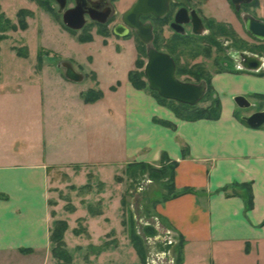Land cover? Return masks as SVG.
<instances>
[{
  "label": "crops",
  "instance_id": "obj_1",
  "mask_svg": "<svg viewBox=\"0 0 264 264\" xmlns=\"http://www.w3.org/2000/svg\"><path fill=\"white\" fill-rule=\"evenodd\" d=\"M263 1L258 0V4H264ZM204 9L210 18L231 17L223 0H209ZM260 17L264 19L263 15ZM56 70L59 74L50 77L53 81L48 83L49 88L36 89L37 98L32 107L20 108L24 118L28 112L33 121L37 120V130L31 135L40 138L45 149L42 153L31 152L32 156L28 149L13 150L16 143L13 137L9 138L8 147L0 146V254L26 255L21 250L29 249L32 255L41 253L44 264L54 260L51 169L71 173L77 166L82 170L95 167L105 182L101 171L121 160L127 166L156 165L166 154L171 162L177 163L175 189L190 190L167 201L160 198L155 205V212L167 224L170 236L158 234L154 239L163 240L164 245L168 243L171 262L264 264V126L250 127L243 120L248 114H240V107L234 101L239 95L248 100L264 96V76L230 70L215 73L212 84L222 104L220 118L186 121L161 105L148 90L136 89L129 82V72L117 87L109 86L110 90L116 88V92L123 89L124 97L114 98L105 108L103 99L85 101V94L90 90L108 95L100 87L95 68L91 72L96 76V88L87 91L78 88L80 82L69 80L62 66ZM34 73L48 74L49 71L42 67ZM229 88L231 100L225 96ZM6 137H0V144L6 142ZM48 145H53L50 152ZM81 175L75 177L80 179ZM248 184L253 194L252 207H249ZM116 202L119 206V198ZM103 216L88 221L91 240L84 248L100 247L102 236L107 234L99 225V218ZM97 222L98 236L92 227ZM69 229L70 225L65 236ZM181 241L182 259L178 263L176 247ZM111 246H116V242ZM122 246L121 242L114 251H102L93 259L142 264L133 248L127 249L130 260L126 261L120 251ZM161 256L167 254L161 252ZM121 258L125 260L122 263Z\"/></svg>",
  "mask_w": 264,
  "mask_h": 264
},
{
  "label": "rangeland",
  "instance_id": "obj_2",
  "mask_svg": "<svg viewBox=\"0 0 264 264\" xmlns=\"http://www.w3.org/2000/svg\"><path fill=\"white\" fill-rule=\"evenodd\" d=\"M135 1L113 0L112 5L116 14L112 22L104 27L91 22L83 29L74 31L64 25L62 15L58 13L59 7L54 0H0L2 11L14 22H17V13L22 9L33 14L26 18L28 23L26 30L9 31L7 38L0 42V137L4 139V136L8 135L6 142L0 144L2 148H5V145L8 147V140L13 137L16 138L13 150L16 147L28 149L30 151L28 154L32 156L31 152L42 153L41 151L45 149L41 144L42 140L31 135L37 130V120L33 121L28 112L25 113L27 115L24 118L20 108L27 110V105L29 108L32 107L37 98L36 89L41 91L43 88H49L48 83L53 81L51 78L58 73L56 68L62 62H70L77 71L83 73L84 80L77 84L83 91L96 88L94 86V81H97L96 76L91 70L93 68L97 70L100 87L104 88L108 94L101 98L105 108L112 104L114 98L124 97L123 89L121 92L119 90L116 92V88L113 87L114 89L110 90L109 86L115 84L117 87L124 82L128 72H137L135 76L141 77L149 89L144 74L147 46L135 32L127 36H117L113 32L114 26L122 23V14ZM256 5L259 7V12L255 7L256 14L264 16V4ZM236 29L240 32L237 25ZM156 33L157 42L154 40L153 45L159 46L160 50L168 51L174 56L179 80L198 83L201 79H197L190 71L205 73L213 80L215 73L227 70L220 65V61L228 57L225 55L230 50V46H223L224 50L221 47L213 48L206 44V38H199L198 41L182 44L177 48L174 45L171 50L162 45L160 29ZM81 38H90L91 41H79ZM247 42L250 45L255 44L248 37ZM248 48L250 49V46ZM42 67H46L49 73H34ZM231 89L225 92V96L230 100ZM215 96V91L210 89L196 108L204 110L211 107ZM258 100L257 97L249 98L252 108L249 110L240 108L238 109L240 114L257 109ZM168 104L179 108L176 101L168 102ZM261 105L264 106V100ZM104 124L103 133L106 142L108 131L106 122ZM23 135H26V138ZM53 145L47 146L49 152L52 151ZM171 169L172 163L168 160H160L156 165L133 163L129 166L121 160L101 171L105 182L101 181L99 170L95 167L89 166L82 170L77 166L71 173L51 169L49 177L53 197L50 204L54 221L65 222L68 228L70 225L64 238L67 243V252L71 257V261L67 264H116L115 260L110 258L104 262L93 259L98 254H94L91 250V247H95L94 245L84 248L87 241L91 240L88 221L90 218H95L90 215L89 207L94 211H102V215L104 214L102 218H99L101 231L107 232L102 236L100 243V246L107 245L104 251H114V248L122 242L121 254L126 256V261H129L127 249H134L131 244L133 232L142 239L146 250V264H173L168 255L170 251L168 243L164 245L163 240L154 239L158 234L165 238L170 236L167 232L169 230L167 224L155 212V205L158 199L169 195ZM80 175V179L75 177ZM80 181L85 182L81 184ZM118 198L119 206L116 202ZM92 227L94 234L98 236L97 230L100 228L98 222L92 224ZM76 229H81L83 233L75 234ZM113 242H116L114 247L111 246ZM160 249L167 256H161ZM123 260L124 258H121L120 262ZM57 262L54 259L51 264H57ZM0 264H44V258L41 253L0 254Z\"/></svg>",
  "mask_w": 264,
  "mask_h": 264
},
{
  "label": "water",
  "instance_id": "obj_3",
  "mask_svg": "<svg viewBox=\"0 0 264 264\" xmlns=\"http://www.w3.org/2000/svg\"><path fill=\"white\" fill-rule=\"evenodd\" d=\"M253 0H232L237 10H240L242 3H251ZM58 4V13L62 15L64 25L74 31L81 30L86 24L85 11L82 5L76 4L73 8L67 7V0H55ZM170 0H136L135 3L122 15V24L115 28L117 36H127L130 30L147 46V63L144 74L151 91L156 92L160 97L173 100L182 104L195 106L200 103L207 93V83L183 82L177 78L175 60L167 53L159 51L153 45V26L150 22H142L141 18L153 15L162 18L169 9ZM110 15L107 10L103 14L101 23H106ZM193 21L199 30H195L197 35L203 34V24L196 12L192 13ZM92 19H95L92 17ZM246 30L248 33L261 41H264V21L248 17L246 20ZM240 66L247 71H258L263 65V60L256 56L241 54ZM65 69V76L74 82H82L84 75L77 72L70 62H62L60 65ZM235 103L240 108H248L251 102L242 95L234 98ZM243 120L252 128H259L264 124V112H256L249 116H244Z\"/></svg>",
  "mask_w": 264,
  "mask_h": 264
},
{
  "label": "flooded vegetation",
  "instance_id": "obj_4",
  "mask_svg": "<svg viewBox=\"0 0 264 264\" xmlns=\"http://www.w3.org/2000/svg\"><path fill=\"white\" fill-rule=\"evenodd\" d=\"M77 3L82 5L83 10L85 11V18L87 20L85 26L91 22L98 26H106L112 22L111 20L116 14L115 8L112 5L113 0H67L66 8H73ZM225 3L228 4L229 12L231 14L230 18L215 19L208 17L205 13L204 5L209 4V0H170L169 9L165 16L157 18L153 15H148L142 17L141 20L144 23L150 22L152 24L154 40L156 39V31L160 29L161 43L165 47H168V49L174 48V45H176L177 48L182 44L184 45L189 42L198 41L199 38H206V44L213 46V48L219 49V47H221V49L224 50L225 48L223 46H230V50L227 51V55H225V57H228L220 61L222 67L230 71L251 72L264 76V41L252 37L246 30V20L248 17L264 21V19L258 16L255 12V7L259 12V7L256 5L258 4V0H253L248 4L242 3L240 10L236 9L232 0H225ZM107 10L110 11L107 22L101 23L99 20L103 19V14ZM193 12L197 13L203 24V29H201L203 34L201 35L194 33L196 29H199L197 27L195 29L192 15ZM92 17L95 19H92ZM118 25L119 24L113 28L114 34L115 28ZM236 25L239 27L240 32L236 29ZM131 32L134 31L130 30L128 35ZM247 37L255 44L250 45L247 42ZM248 46H250V49ZM160 51L169 54L174 59V56L170 52L163 50ZM241 54L256 56L259 59H262L263 65L261 69L258 71H247L243 69L240 66V62L242 61ZM201 81H205L208 87L206 79H201L199 82ZM256 97L259 99L257 109L247 113V116L256 112H264V106L261 105L264 96L257 95ZM250 108H252V104L250 107L244 109L249 110ZM262 126H264V124Z\"/></svg>",
  "mask_w": 264,
  "mask_h": 264
},
{
  "label": "trees",
  "instance_id": "obj_5",
  "mask_svg": "<svg viewBox=\"0 0 264 264\" xmlns=\"http://www.w3.org/2000/svg\"><path fill=\"white\" fill-rule=\"evenodd\" d=\"M33 16V14L25 9L20 10L17 13V22H14L12 19L8 18L6 14L2 11L1 5H0V42L5 40L7 38V33L9 31H17V30H26L28 28V23L26 21V18ZM104 27V26H102ZM157 39V38H156ZM155 41L157 42V40ZM79 41L87 42L91 41L90 38H81ZM155 42V44H156ZM158 46V45H155ZM159 51V46L156 47ZM171 49V48H170ZM173 49V48H172ZM171 49V50H172ZM137 72L132 71L128 74L129 82L138 90H148L151 92L154 97L158 100V102L171 109L178 118L186 121H196L200 119H209V120H216L219 119L222 112V104L221 100L218 96H215L212 100V106L209 108H206L204 110H198L195 106H190L186 104H182L178 102L179 108L172 107L168 104V102H173L172 100L164 99L160 97L156 92L151 91L147 88V85L141 80V77L135 76ZM190 73L195 76L197 79H206L208 82V92L211 90H214L213 84H212V78L207 76L205 73L199 72V73H193L190 71ZM179 74V71L176 72V75ZM114 89V88H113ZM206 94V95H207ZM103 97V93L101 91L97 90H90L87 94H85V101L87 103L95 102L98 99H101ZM165 125H168L166 122H161ZM163 160H169L166 154L162 155L161 161ZM172 163V175H171V187L169 190L168 196H163L161 201H167L171 198H175L179 195H182L190 190H186L184 192H178L175 189L174 186V169L177 167L176 162ZM248 188L249 193V207H252L253 205V194L251 190V186L248 184L246 185ZM88 211L90 215L92 216H101L102 211H94L91 207L88 208ZM68 230V224L62 221H54L53 227L51 229V253L54 259H56L58 262L57 264H67L71 261V257L69 253L67 252V245L65 242V233ZM83 231L81 229H76L75 234L81 235ZM131 244L133 245L134 249L136 250V253L141 261L142 264H146V250L144 248V245L142 243V239L134 234L131 233ZM183 241L179 243V245L176 247L177 256H178V263H181L182 254H181V248H182ZM107 245H103L100 247H91L92 252L95 253H101L102 251L106 250ZM24 254H30L32 250L29 249H23L21 250Z\"/></svg>",
  "mask_w": 264,
  "mask_h": 264
}]
</instances>
